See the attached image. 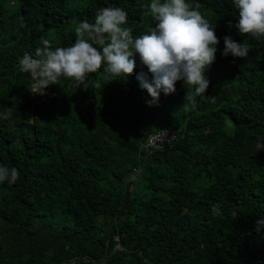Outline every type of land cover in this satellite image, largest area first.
<instances>
[{
	"label": "trees",
	"instance_id": "16d2710c",
	"mask_svg": "<svg viewBox=\"0 0 264 264\" xmlns=\"http://www.w3.org/2000/svg\"><path fill=\"white\" fill-rule=\"evenodd\" d=\"M187 2L219 40L208 88L189 101L178 81L148 107L138 56L126 77L102 64L43 95L17 58L69 46L102 7L146 33L149 0H0V164L18 171L0 184V264H264V37L238 33L231 0ZM226 35L245 58L221 56ZM165 128L177 139L146 146Z\"/></svg>",
	"mask_w": 264,
	"mask_h": 264
},
{
	"label": "clouds",
	"instance_id": "9594fccd",
	"mask_svg": "<svg viewBox=\"0 0 264 264\" xmlns=\"http://www.w3.org/2000/svg\"><path fill=\"white\" fill-rule=\"evenodd\" d=\"M236 10L234 27L239 34L264 37V0H231ZM147 8L155 26L146 33L133 36L127 25V13L120 7H102L93 21L81 20L75 28V40L69 46L55 47L41 38L35 55L17 58V68L28 73L34 94L43 95L49 85L61 78L87 86L86 76L96 73L101 65L110 76L126 77L133 73L135 56L146 67L151 78L141 71L135 76L138 87L151 98L148 107L158 105L159 96L175 92V84L183 82L189 101L205 94L209 81L206 69L215 61L219 40L214 28L187 0H149ZM102 45V47H97ZM249 47L245 40L237 42L223 37L221 56L245 58ZM257 152L264 151V141L258 140ZM18 179L15 167L0 164V184H14ZM264 228V215L255 222L256 231Z\"/></svg>",
	"mask_w": 264,
	"mask_h": 264
},
{
	"label": "built area",
	"instance_id": "2783aa9c",
	"mask_svg": "<svg viewBox=\"0 0 264 264\" xmlns=\"http://www.w3.org/2000/svg\"><path fill=\"white\" fill-rule=\"evenodd\" d=\"M175 139H177L176 131L165 128L151 135L146 143V146L151 147L153 149L161 148L164 143L173 141Z\"/></svg>",
	"mask_w": 264,
	"mask_h": 264
},
{
	"label": "rangeland",
	"instance_id": "374dc122",
	"mask_svg": "<svg viewBox=\"0 0 264 264\" xmlns=\"http://www.w3.org/2000/svg\"><path fill=\"white\" fill-rule=\"evenodd\" d=\"M135 176H136V175L134 174V175H132L131 177H132V178H135Z\"/></svg>",
	"mask_w": 264,
	"mask_h": 264
},
{
	"label": "water",
	"instance_id": "95a60500",
	"mask_svg": "<svg viewBox=\"0 0 264 264\" xmlns=\"http://www.w3.org/2000/svg\"><path fill=\"white\" fill-rule=\"evenodd\" d=\"M62 264H66V263H62Z\"/></svg>",
	"mask_w": 264,
	"mask_h": 264
}]
</instances>
